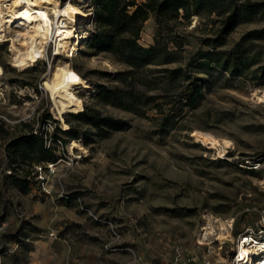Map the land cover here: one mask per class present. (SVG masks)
<instances>
[{"label": "rangeland", "instance_id": "rangeland-1", "mask_svg": "<svg viewBox=\"0 0 264 264\" xmlns=\"http://www.w3.org/2000/svg\"><path fill=\"white\" fill-rule=\"evenodd\" d=\"M75 2L87 16L77 26L73 55L55 46L57 18L42 55L23 66L11 44L29 31L11 23L0 38V264H233L242 234L264 237V31L241 41L264 29V19L237 25L219 48L244 45L247 66L229 56L226 68L197 67L195 75L208 80L197 107L162 125L153 110L139 116L91 100L94 84L109 80L100 72L122 66L84 44L93 7ZM9 3L0 0L3 13ZM206 22L193 17L181 27L188 52L210 27ZM155 28L153 18L143 23L140 44L153 43ZM59 65L72 76L76 111L61 108L59 95L45 87ZM86 105L128 125L89 144L81 133L63 134L65 116L72 120L67 114ZM24 124L49 142L56 160L32 167L22 189L8 177L14 171L5 144Z\"/></svg>", "mask_w": 264, "mask_h": 264}, {"label": "trees", "instance_id": "trees-1", "mask_svg": "<svg viewBox=\"0 0 264 264\" xmlns=\"http://www.w3.org/2000/svg\"><path fill=\"white\" fill-rule=\"evenodd\" d=\"M93 7V29L84 44L95 54H105L120 69L101 71L108 83L94 84L91 100L144 116L155 111L161 124L182 119L197 107L203 97L205 77L195 75L199 66L216 65L226 68L229 56L232 63L240 61L247 66L244 45L234 49H219L226 37L239 24L264 19V3L245 0H90ZM214 16V17H212ZM193 17L207 20L208 29L198 36V47L187 51L189 40L181 27ZM153 18L156 28L153 43L140 44L143 23ZM262 30L244 34L247 41ZM228 51V52H227ZM228 56L223 58L224 53ZM244 58V61H242ZM175 65L169 67V65ZM234 66V65H233ZM151 67H159L151 69ZM72 120L68 128L60 130L68 137L79 133L83 143L106 137L111 131L122 130L128 123L121 118L105 115L94 106L86 105L77 113H68ZM79 124L85 125V128ZM22 132L5 144L6 159L13 173L8 177L24 189L31 168L54 162L56 156L41 134L24 124ZM11 173L10 170L7 172Z\"/></svg>", "mask_w": 264, "mask_h": 264}, {"label": "bare ground", "instance_id": "bare-ground-1", "mask_svg": "<svg viewBox=\"0 0 264 264\" xmlns=\"http://www.w3.org/2000/svg\"><path fill=\"white\" fill-rule=\"evenodd\" d=\"M9 1L10 3L6 7L7 10L5 13H3L0 7V38L3 36L2 33L5 31V27L11 23L21 22L22 30H27L30 34L28 39H26L28 34H25L23 31L16 34L15 41L19 43L16 44L17 46L12 41L11 47L16 55L19 66H23L33 58H38L42 55L49 38L50 30L54 24V18H57V25L55 27L56 48H62L67 55L68 53L73 55L75 45L80 39L77 26L83 17L87 16L80 10L75 2L76 0H68L65 2L61 0ZM49 11L53 14V18L50 17ZM59 18H61L60 21H58ZM66 70L67 69L60 65L56 66L53 74L44 84L47 89L59 95L58 98L61 99V108H68V110L76 111V108H73L75 107L73 103L74 96L69 92V84L72 82V76L68 75ZM83 87L86 88L87 86L83 85ZM193 137L197 140L204 141L203 143L215 144V141H213L215 139L211 140V138L202 136L199 133H193ZM222 229H225V227L222 226ZM218 238H226L225 233H220ZM263 242L264 237H256L254 238L253 244L250 246L237 245V247H235V252H238L240 258L243 259L241 264H252L255 260H263L264 264V253L261 254L258 249V246Z\"/></svg>", "mask_w": 264, "mask_h": 264}, {"label": "built area", "instance_id": "built-area-1", "mask_svg": "<svg viewBox=\"0 0 264 264\" xmlns=\"http://www.w3.org/2000/svg\"><path fill=\"white\" fill-rule=\"evenodd\" d=\"M41 87V86H39ZM34 133H38L37 131H34ZM49 143V142H48ZM47 144V146H49V144ZM53 166L54 163H50L47 165V169L51 172L53 171ZM37 170H41V166H35ZM46 167V166H45ZM254 238H256V235L253 233H244L242 234L237 241L236 247L237 245H242V246H250L251 244H253L254 242ZM259 245V244H258ZM258 249L260 251L261 254L264 253V242L262 244H260V246H258ZM232 254V263L233 264H241L242 260L238 254V252H235V250H233ZM252 264H263V260H259V261H253Z\"/></svg>", "mask_w": 264, "mask_h": 264}]
</instances>
